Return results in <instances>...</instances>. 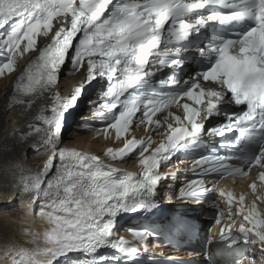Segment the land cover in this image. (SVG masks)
Segmentation results:
<instances>
[{
    "label": "snow or ice",
    "instance_id": "6c2138e0",
    "mask_svg": "<svg viewBox=\"0 0 264 264\" xmlns=\"http://www.w3.org/2000/svg\"><path fill=\"white\" fill-rule=\"evenodd\" d=\"M0 29H4L0 77L15 72L20 59L35 53L12 85L10 107L31 110L42 97L53 101L37 117L42 126H29L39 136L37 151L43 147L51 154L42 170L20 182L23 203L42 201L38 215L49 226L43 233L44 247L31 253L20 250L18 258L10 257L11 264H56L60 258L83 264L70 259L75 252L86 254L88 264H131L139 248L112 238L117 215L156 208L153 197L161 180L160 162L198 148L202 135L236 134L220 143L223 154L195 160L196 165L207 166L202 175L215 173L218 182L224 176H247L256 166L264 168V0H0ZM205 29L211 30L207 42L197 47L193 37ZM41 38L44 43L39 45ZM193 48L199 52L201 67L191 77L181 78L184 53ZM68 59L73 72L84 68L85 75L73 94L63 98L56 88L58 73ZM165 69L171 72L155 81L160 85L157 90L153 78ZM97 78H105L108 85L101 97L105 102L94 111V115H104L105 110L109 114L105 132L114 129L115 138L121 139L137 113L141 114L137 126L167 127L161 134L165 138L150 155L145 153L152 148L151 138L125 140L119 151L107 150L106 155L122 159L139 149L138 177L118 173L97 156L59 147L65 112ZM225 104L244 110L228 113ZM172 108L182 110V115ZM160 113L163 117L154 120ZM221 115L220 123L205 127ZM258 179L264 192V171ZM203 183L191 181L189 191L181 189V198L199 200L205 192L215 191L201 187ZM250 187L255 194L256 183ZM219 195L226 198L229 217L234 201L235 215L242 217L236 233L220 229V241H227L228 248L239 240L246 249L259 245V259L264 261V214L256 203H264V195L255 196L250 206H245L244 195L238 199L232 192ZM128 231L140 243L150 234ZM102 249L119 255H97Z\"/></svg>",
    "mask_w": 264,
    "mask_h": 264
},
{
    "label": "bare ground",
    "instance_id": "6f19581e",
    "mask_svg": "<svg viewBox=\"0 0 264 264\" xmlns=\"http://www.w3.org/2000/svg\"><path fill=\"white\" fill-rule=\"evenodd\" d=\"M78 79L75 81H78ZM5 86V81L0 82V258L3 259L6 258L7 254L16 252L21 247L35 249L40 243L42 225L39 221H36L35 216L25 211V203L22 201L26 197L18 192L17 187L25 175L36 174L37 170L43 169L46 163L44 160L47 156L41 151L34 152L30 146L33 144L32 141L22 143V138L19 135L24 133L18 134L17 128L21 127L23 130L26 127V121H17L18 117L14 116L13 112L6 110L10 93L6 92L5 98H2L4 91L7 90ZM83 117L86 116L83 115ZM73 129L74 133L68 132V136L65 138L68 145H80L96 152L104 144L102 138L93 140L95 135L80 133L78 131L81 129L80 123H76ZM156 131L154 133L153 131L147 133L142 131L141 133L146 137H150ZM170 167L168 172H172L175 176L179 172L185 173L182 170L190 168L185 163L182 164V167L175 168L172 165ZM187 181V175L176 176L169 179L166 184L159 186L156 192H158L162 201L170 206L177 205V201L181 197L178 191L186 188L184 185ZM190 211L194 212L191 215L200 216V209L190 208ZM189 247L197 248L194 244H189ZM248 250L252 251L253 248ZM174 253L180 252L178 250ZM257 260H260L259 257Z\"/></svg>",
    "mask_w": 264,
    "mask_h": 264
}]
</instances>
